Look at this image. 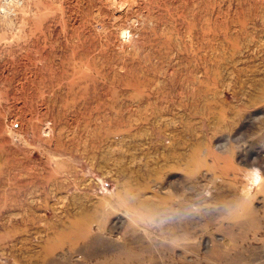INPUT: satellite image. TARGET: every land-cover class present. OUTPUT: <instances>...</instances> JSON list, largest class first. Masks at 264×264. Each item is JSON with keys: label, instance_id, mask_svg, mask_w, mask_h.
I'll return each instance as SVG.
<instances>
[{"label": "rangeland", "instance_id": "rangeland-1", "mask_svg": "<svg viewBox=\"0 0 264 264\" xmlns=\"http://www.w3.org/2000/svg\"><path fill=\"white\" fill-rule=\"evenodd\" d=\"M258 262L264 0H0V264Z\"/></svg>", "mask_w": 264, "mask_h": 264}, {"label": "bare ground", "instance_id": "bare-ground-1", "mask_svg": "<svg viewBox=\"0 0 264 264\" xmlns=\"http://www.w3.org/2000/svg\"><path fill=\"white\" fill-rule=\"evenodd\" d=\"M115 4V3H114ZM124 6V5H123ZM116 10V9H115ZM120 10V9H119ZM113 11V10H112ZM125 12V11H124ZM259 222V221H258ZM252 224V223H251ZM250 223H249V225H251ZM248 231V230H247ZM260 258V257H259ZM252 261H254V260H252ZM257 264H259V262L257 263Z\"/></svg>", "mask_w": 264, "mask_h": 264}]
</instances>
